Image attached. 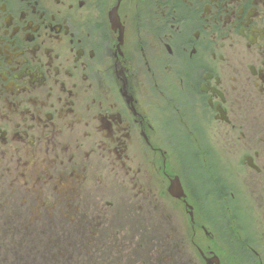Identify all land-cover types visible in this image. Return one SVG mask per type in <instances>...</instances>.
I'll list each match as a JSON object with an SVG mask.
<instances>
[{"label":"flooded vegetation","instance_id":"obj_1","mask_svg":"<svg viewBox=\"0 0 264 264\" xmlns=\"http://www.w3.org/2000/svg\"><path fill=\"white\" fill-rule=\"evenodd\" d=\"M0 264H264V0H0Z\"/></svg>","mask_w":264,"mask_h":264}]
</instances>
